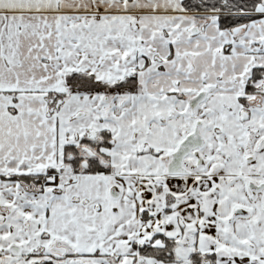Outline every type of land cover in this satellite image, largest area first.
Masks as SVG:
<instances>
[{
    "label": "snow or ice",
    "instance_id": "obj_1",
    "mask_svg": "<svg viewBox=\"0 0 264 264\" xmlns=\"http://www.w3.org/2000/svg\"><path fill=\"white\" fill-rule=\"evenodd\" d=\"M0 264H264V0H0Z\"/></svg>",
    "mask_w": 264,
    "mask_h": 264
}]
</instances>
